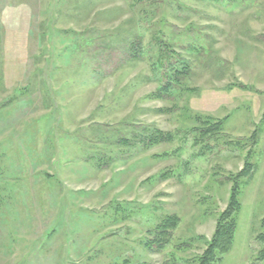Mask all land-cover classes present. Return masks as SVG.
<instances>
[{"label": "rangeland", "instance_id": "374dc122", "mask_svg": "<svg viewBox=\"0 0 264 264\" xmlns=\"http://www.w3.org/2000/svg\"><path fill=\"white\" fill-rule=\"evenodd\" d=\"M248 166L214 264H264V0H0V264H200Z\"/></svg>", "mask_w": 264, "mask_h": 264}, {"label": "trees", "instance_id": "16d2710c", "mask_svg": "<svg viewBox=\"0 0 264 264\" xmlns=\"http://www.w3.org/2000/svg\"><path fill=\"white\" fill-rule=\"evenodd\" d=\"M184 70L187 68L184 67ZM183 70L178 68H174L171 70L170 76L168 80H166L161 87V91H159L156 95L159 98H163L168 95L174 85L180 84V81L184 78ZM207 126L206 130L201 131V137H209L210 135H215L220 133L223 128L222 124L218 123L215 125L205 124ZM148 136L141 141L142 146L150 147L154 145H159L162 143H168L174 140L175 136L170 133H164L159 130L151 129L147 134ZM120 143L125 145L135 147L136 145L133 142H127V140H120ZM252 169L245 168L241 171L237 178L236 182L232 188L230 203L226 211L221 215L218 225L215 231V234L210 242L208 248L200 258V264H214L218 261L219 255L227 254L233 245L234 236L237 230V218L241 211V202H240V194H241V184H243L242 179L245 177L252 176ZM178 223V218L175 216H170L161 221L160 224L156 227L154 231V238L147 245L150 250H162L165 245L169 241V232L173 230ZM262 227L264 228V219L262 221ZM258 240L264 243V234H262ZM259 261L264 262V249L262 250Z\"/></svg>", "mask_w": 264, "mask_h": 264}]
</instances>
